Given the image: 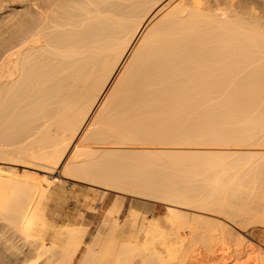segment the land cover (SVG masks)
I'll list each match as a JSON object with an SVG mask.
<instances>
[{
  "label": "bare ground",
  "instance_id": "obj_1",
  "mask_svg": "<svg viewBox=\"0 0 264 264\" xmlns=\"http://www.w3.org/2000/svg\"><path fill=\"white\" fill-rule=\"evenodd\" d=\"M7 162L164 201L170 226L105 200L51 218L62 178ZM188 219L234 244L210 264L264 224V0H0V264H183Z\"/></svg>",
  "mask_w": 264,
  "mask_h": 264
},
{
  "label": "rangeland",
  "instance_id": "obj_2",
  "mask_svg": "<svg viewBox=\"0 0 264 264\" xmlns=\"http://www.w3.org/2000/svg\"><path fill=\"white\" fill-rule=\"evenodd\" d=\"M3 165H4L5 170L3 169L2 173L4 174V176L9 177V179H12L13 176H15V174L8 172V168H10L12 166H16L20 172L23 170H27L29 173H39V176H37V177L36 176H30L29 178H26L25 181L28 184L38 182L40 177L43 176L44 174H48V176H50L52 178V180L60 177L58 172H57L58 169H57V171L55 170L51 173H46V172L39 171V170L31 168V167H25L22 165H13V164H11V162L10 163L9 162L4 163ZM20 176L25 177L24 175H20ZM60 178H62V181H61L62 186H61V188H58L57 193H56V197L50 203V209H51V216L50 217L51 218H53L54 216L65 217L67 215L71 218L77 217V215L82 214V213H79L81 211H78V209L83 210V208L84 209L87 208V207L86 208L84 207L85 206L84 203H81L82 200L83 201L89 200L93 204L95 202L99 203V202L105 200L107 202L105 209L108 211H110L111 207H112V209H115V206L113 207L114 204L117 206L119 203L124 202L123 203V209L124 210H127V208L130 210L132 208H134L133 210H135V212H136V210H137V213H139V211H140V215L144 213L146 215H152L153 217H155L157 219H158V214H159L160 215L159 217H161L159 220L163 219L167 223L166 226L167 227L170 226L168 223V220L171 221V218H170V216H168L170 214L169 213L167 214V211H166V205L167 204L164 201L156 200V199L153 200V198H146V197L144 198V196L142 197V195H136V193L133 194V193H128V192L126 193L123 191L120 192L118 190L104 189L102 187L96 186L95 184L94 185H92L91 183L89 184L88 181H87V183H85L86 182L85 180L78 181L76 179L72 180V178L71 179L65 178V177H60ZM60 178H58V179H60ZM43 180H41V182L46 183L45 182L46 180H44V181ZM103 190L105 192H103ZM103 193H105V194H103ZM102 194H103V199H101ZM115 195H117V197ZM116 198L118 200H116ZM255 199H257L259 201L253 199V202L256 201L257 203H259V202L263 201L262 197L261 198L255 197ZM114 201H116V202L114 203ZM81 204H83L84 206L82 205L83 206L82 207ZM113 213H115V212H113ZM167 218H168V220H167ZM190 220H192V218H190ZM194 220H195V218H194ZM197 220L198 219H196L195 221H197ZM185 221H187V220H185ZM185 221L183 222L184 227H182V224L181 225L179 224L180 225L179 227L177 226V227H174V229H173L174 232L178 229L176 231L179 234V237L177 236L178 239L181 237L182 238V239L180 238L181 240H184V242H186V243L188 242L187 244L183 242V244L187 245L188 247L193 248L192 251H190L191 255L188 254V257L186 258V260H184L186 262L183 261V264H210L212 262V260L214 262L213 256H215V260H221V261H227V260H230L231 258H233L231 250L234 248V244H233V248H232V244L231 243L229 244L228 242L225 245H223V248L221 246H219L221 248L217 249L215 254L212 253V251H211V254H213V255L209 254L210 251L208 252V249H206L207 245H206L205 238H208V237H206L207 234L210 236V233H212V232H210V229L213 230V227L211 225H207L206 224L207 222L205 223L204 221L199 220L198 223H196L195 221H191V224H192V222H195L194 224H192L193 225L192 226L189 222V219H188L189 223H187L188 225L186 227ZM200 222H202L201 223L202 226H201ZM254 222H256V223H254ZM254 222L249 220V224H248V222H246L247 223L246 225H245V223H243L244 228L242 227V224H241V226H239L240 224H238L236 222L232 223L230 225V227L231 226L233 227V228L231 227L233 231L239 232V233L245 235L250 241H252V242L249 241L251 246L248 245L246 242L245 245L247 244L248 246L246 245V247H245V245H243L242 246L243 249H241V251H239L240 249H238V252L240 255L238 261L240 264H242V263L243 264H248V263L249 264H254V263L255 264H260V263L264 264V260L262 257V256H264V244H262V242L264 243V224H262L261 221H260L261 224H259L255 220H254ZM199 224H200V226H198ZM206 225L209 226V227H207L208 229L205 228ZM190 226H192L194 229L192 227L190 228ZM196 226L199 227L198 231H197L198 228H196ZM175 228H176V230H175ZM208 230L210 233H208ZM203 232L206 233V236L203 234ZM177 233H175V234H177ZM214 233H212V234H214ZM192 240H194V241H192ZM258 240H261L260 241L261 243ZM203 242H204V244H203ZM207 242H209L208 239H207ZM257 243H258V245H257ZM260 244H262V245H260ZM195 245H196V247H195ZM229 245L231 246V248L228 247ZM252 245H254V246L252 247ZM255 245H257V246H255ZM260 247H262L263 250H261ZM252 248H254L255 254H254V250H252ZM242 250H244V251L242 252ZM245 251H247L249 254ZM259 251H260V254H259ZM252 253H253V255L251 256L250 254H252ZM246 254H248V255H246ZM258 257H261L262 260L258 259ZM173 264H175V262ZM181 264H182V262H181Z\"/></svg>",
  "mask_w": 264,
  "mask_h": 264
}]
</instances>
